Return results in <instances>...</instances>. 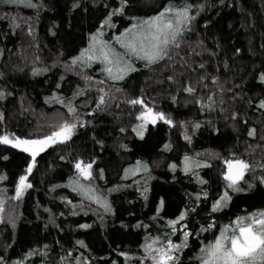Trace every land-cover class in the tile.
Listing matches in <instances>:
<instances>
[{"label":"trees","instance_id":"trees-1","mask_svg":"<svg viewBox=\"0 0 264 264\" xmlns=\"http://www.w3.org/2000/svg\"><path fill=\"white\" fill-rule=\"evenodd\" d=\"M31 2L35 7L0 0V135L36 139L49 134L62 119H75L68 113L69 101L84 126L78 125L70 141L36 157L28 174L32 187L18 200L12 199L15 184L31 158L0 144L3 264H151L142 245L154 237L180 243L182 231L172 234L167 221L185 209L181 223L192 235L178 264H199L200 247L222 225L264 209V109L258 107L264 99L259 80L264 73V0H187L194 19L181 47L156 65L135 61L137 70L120 81L107 79L99 64L71 63L119 0ZM168 3L129 0L124 14L112 17L115 27L101 31L118 35L132 17L155 15ZM33 68L42 71L33 74ZM101 88L108 95L98 108ZM131 99H142L173 124L148 123L141 138L133 127L144 109L128 103ZM250 129L254 136L248 135ZM185 155L201 161V167L185 172ZM231 158L250 162L253 170L240 182L244 191L229 190L232 200L212 213V202L225 191L224 160ZM77 159L94 161L90 181L79 177ZM137 161L143 172L132 175ZM77 179L106 198L108 210L103 200L100 208L74 190ZM208 223L215 227L201 231Z\"/></svg>","mask_w":264,"mask_h":264},{"label":"snow or ice","instance_id":"snow-or-ice-1","mask_svg":"<svg viewBox=\"0 0 264 264\" xmlns=\"http://www.w3.org/2000/svg\"><path fill=\"white\" fill-rule=\"evenodd\" d=\"M128 2L129 0H119L120 6L108 12L105 19L101 22V28L91 34L88 47L82 49L78 56L72 57L71 63L73 67L78 63L81 67H84L89 62L99 61L103 65L102 71L107 77L113 81H119L123 80L129 73L137 70L135 61H141L145 67H148L156 65L166 58L171 59V49L180 48V40L183 38L184 33L190 30L194 16L189 13L193 5L188 3L187 0H183L181 4L175 3V0H169V3L155 15L146 18L132 17L133 23L129 27L124 28L123 31H120L118 35L112 37L115 44L122 50L118 51L111 42L102 39L103 33L101 30L104 26L115 27L112 17L123 15ZM5 3L25 4L29 7H35L31 0H5ZM13 24L18 27L15 23V18H13ZM39 71H42V69L33 68V74ZM84 78L86 80L91 79L88 76ZM168 79L171 80L172 77ZM259 80L264 83V73L260 74ZM99 83L102 84L104 81H99ZM184 90L189 93L194 92L192 87H186ZM117 91H120V89H117ZM100 92L102 95L97 99L98 108L106 103L105 97L108 95L102 88ZM0 96H3L2 92H0ZM128 103L132 105L140 104L144 109L137 116V119L142 121V123L133 127V131H136L141 138H143V130L148 123L155 124L157 120H162L166 124H173V121L165 113L153 111L142 99H131ZM258 107L264 109V99L259 101ZM67 109L69 115L75 117V119H62L58 124L51 126L52 130L49 134L40 138L28 139L14 136V138L10 139V134L0 135V144L10 145L12 148L19 149L31 157L25 169L26 174L18 177L15 184V196L12 199H20L24 192L32 187L31 183L28 182V174L32 172L36 157L50 146L70 141L78 125L84 126L80 122L71 101L68 102ZM233 119H235V115ZM199 126V124L193 125L194 128ZM254 134L255 129H250L248 135L254 136ZM185 139L189 138L186 136ZM167 147L168 145H165V148ZM93 163L94 161L84 162L77 159L74 167L79 177L85 181H90L93 177ZM182 163L185 172L201 167V161L187 155L184 156ZM140 165L141 162L137 161L138 167L136 170H139ZM224 165L225 170L222 173V178L225 181V191L212 202V213L222 210L232 200L229 190L233 193L244 191L240 186V182L245 179L246 172L253 170L251 163L241 158L225 159ZM260 166L264 168V164ZM170 167L175 168V165H170ZM146 168L147 166H144L145 170ZM125 171L127 172L128 170L126 169ZM102 172L103 170H101V174ZM3 179L5 177L0 176V180ZM72 183L75 184L74 190L82 191L87 199L98 204L103 200L102 206L108 210L109 206L106 198L96 195L92 187L80 183L79 179L72 181ZM200 183L204 184L206 181L201 180ZM261 183H264V177L261 178ZM251 187L252 185L249 184V188ZM144 192H147V188L144 189ZM205 196H207V193H205ZM197 199H199V194H197ZM161 204H163V201H161ZM3 211L4 199L2 194H0V213ZM187 211L188 209H185L180 212L176 219L167 221L168 226L172 229V234H175L178 230L182 231L181 242L175 243L172 239L166 237V243H161L159 237L149 238L150 242L146 241L142 245L145 253L144 259L150 260L151 264H178V254L183 248L188 247V237L192 235L190 231L186 230L187 225L181 223L185 220ZM178 225L180 226L179 228L177 227ZM80 227L84 228L88 227V225H80ZM214 227V223H208L207 228L202 226L200 230L207 231ZM78 243L83 245V241ZM121 255L127 257L126 253H121ZM196 258L199 264H264V209L248 212L245 215H237L228 224L222 225L214 239L200 247L199 255ZM0 264H3L2 258H0ZM13 264H22V262L16 261ZM141 264H143V261Z\"/></svg>","mask_w":264,"mask_h":264},{"label":"rangeland","instance_id":"rangeland-1","mask_svg":"<svg viewBox=\"0 0 264 264\" xmlns=\"http://www.w3.org/2000/svg\"><path fill=\"white\" fill-rule=\"evenodd\" d=\"M114 35H117V34H111L110 36L108 35V34H105L104 33V35H102V39H104V40H106V41H109V42H111L112 43V45L114 46V47H116L117 48V50L118 51H122L121 49H119V46L118 45H116L115 44V42L113 41V39H112V37L114 36ZM136 62H141V61H136ZM96 65V64H99V66L103 69V65L101 64V63H99V61H93V62H89L88 63V65ZM102 71V70H101ZM104 78H105V75H104ZM106 79V78H105ZM107 79H108V77H107ZM111 80V79H110ZM113 81V80H112ZM120 81V80H119ZM264 84V83H263ZM142 123V121H140V120H138V122H137V125H139V124H141ZM137 169V167H135V169H133L130 173L133 175V174H135V173H137V172H139L138 174H140L141 172H143V168L142 167H139V170H136ZM129 174V173H128ZM136 175V174H135ZM82 194H83V192H82ZM81 194V195H82ZM83 196H84V194H83ZM82 196V197H83ZM85 197V196H84ZM83 197V198H84ZM85 200L86 201H88V202H91L89 199H87L86 197H85ZM95 205H97L98 207H100L99 206V204L98 203H96V202H94V201H92ZM100 208H102V207H100Z\"/></svg>","mask_w":264,"mask_h":264},{"label":"water","instance_id":"water-1","mask_svg":"<svg viewBox=\"0 0 264 264\" xmlns=\"http://www.w3.org/2000/svg\"><path fill=\"white\" fill-rule=\"evenodd\" d=\"M150 124H152V123H150ZM18 151L21 153V151L18 149ZM23 153V152H22ZM25 155H27L28 156V154L27 153H24ZM28 157H30V156H28ZM31 158V157H30Z\"/></svg>","mask_w":264,"mask_h":264}]
</instances>
